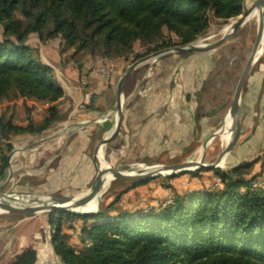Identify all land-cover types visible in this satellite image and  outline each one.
<instances>
[{"label":"trees","instance_id":"16d2710c","mask_svg":"<svg viewBox=\"0 0 264 264\" xmlns=\"http://www.w3.org/2000/svg\"><path fill=\"white\" fill-rule=\"evenodd\" d=\"M243 10L244 0H0V103L23 99L48 105L42 120L33 122L27 116L24 125L15 124L14 106L0 112V178L12 138L42 135L61 120L58 105L63 91L50 69L25 46L30 36L40 42L59 39L79 71L87 58L129 51L136 42L154 44L146 53L187 45L212 20L226 22ZM164 32L177 40L155 44ZM197 54L165 56L174 59L153 74L175 70L172 66L178 61L184 63ZM153 78L144 88L157 81ZM237 79L211 90L217 94L221 114ZM186 89L183 94L189 93ZM23 108L26 113L31 110ZM186 111L192 120L190 108ZM256 164L260 170L253 172ZM235 166L224 171L201 169L214 173L217 189L178 193L168 187L171 201L147 212L119 210L113 203L92 215L52 212L47 215L52 232L48 246L60 264H264V155ZM70 221L78 226L76 244L67 233L74 230ZM36 260L35 250L25 248L10 264Z\"/></svg>","mask_w":264,"mask_h":264},{"label":"rangeland","instance_id":"374dc122","mask_svg":"<svg viewBox=\"0 0 264 264\" xmlns=\"http://www.w3.org/2000/svg\"><path fill=\"white\" fill-rule=\"evenodd\" d=\"M255 1L256 0H244V10L239 16L233 19L226 22L212 20L209 27L192 42L202 40L200 45L214 43L220 39L224 33L229 32L230 26L237 21L246 9L250 8ZM256 36L257 27L254 23H252L251 18L223 44L215 48L216 50L213 49L208 53L203 52L197 54L196 56H193V59L185 61L184 63L178 61V65L172 66L175 70L168 68L167 70L170 71H164L162 74H153V71H150L152 70L153 65L163 57L175 54L171 53L157 59L144 61V63H141L135 67L134 70L129 72L123 80L121 86L122 106L130 91L134 89L137 82H139L146 73H149L147 81L154 75L155 78L153 79L157 81L142 91L140 97L134 105V108L128 113L122 123L123 129L127 130L130 127L131 119L133 117L143 116L142 121L132 132L129 140L130 151H128L123 166L119 165V160L122 154L118 162H115V158L113 159L111 155L109 156L110 159H104L108 164H110L109 166L112 169H118L124 171L125 173L136 171L137 174L140 172V170L137 171V168H139L138 166L140 165L167 167L187 162L194 163L196 161H199V164L202 165H212L219 157L220 153L227 150L230 145V139L227 143L219 134L217 135V133L223 125L226 114H228L236 85L249 58ZM167 39L177 40L173 35H169L164 32L162 40H157L155 44H160L162 41H166ZM33 46H35V44ZM153 46L154 44L146 45L144 43L136 42L129 51H121L119 54L109 55L105 58L106 64L104 66L96 61L102 58H98L97 56L92 59L87 58L89 62L88 70L86 72L92 71L94 74L106 77L109 74H112L115 70V62L123 59L126 62L125 64L119 63L121 64V68L120 66L118 67L119 70L117 72V76L114 78L115 82L118 76L120 75L121 77V75L124 74L128 67L132 64L137 65V62L142 59H145L153 54L167 51L162 50L158 52L146 53L147 49L152 48ZM260 48L262 50L261 55L250 67L240 96L238 107V125L240 135L236 139L230 153L223 157V159L218 163L219 166L215 169L224 171L226 168L233 165L251 163L256 160L257 157L264 155V24L263 38ZM62 49L63 48L60 47V51L64 54L63 56H65L64 58H68V55H66L67 53ZM30 52L31 56L35 60L40 61L37 49L32 47ZM204 53L206 54L203 55ZM80 56L81 55L75 57V60L79 61ZM48 68L50 69L49 74L54 82H60L59 69L56 66L55 68ZM256 72H261L263 77L259 81V85H253L256 88L258 87V89H253L252 84H254L253 81L256 78ZM237 77L238 79L228 91L225 103L226 109L223 114H221L219 108L216 107L217 94H213L211 90H215L216 86L222 82L230 85ZM82 82L85 83V80L82 79ZM83 83L78 85L83 87ZM188 87L190 89L189 93L183 94L187 91L186 88ZM177 91H179V93H177ZM257 92H260V95L257 94ZM251 97L253 98L252 100ZM260 99H262V114L258 111L257 105ZM12 101L17 102V99ZM17 105L22 106V108L27 106H25V104L21 105L20 103ZM222 106L224 107V103ZM184 107L190 108L193 117L191 123L189 114H186V120L188 123L192 124V129L190 130L188 128V131H191L192 133V136L188 135V147L183 150L177 158L169 156L165 153H157L153 158H149L154 153L155 149L158 151L166 147V145H163L166 138L165 135H168L171 128L177 124L178 119L176 114L178 111L183 110ZM23 110L25 111V109ZM112 111L107 114L102 113L98 116L96 121H98L103 115H105L106 119L111 118L112 120ZM195 114L199 115L197 120L195 118ZM25 115L26 114L23 113L15 116V118L17 120H21L22 118H25ZM92 130H94V133L91 137L92 145L89 150L93 149V147H95L96 144L103 138V130L101 128L96 127ZM183 134L184 128L181 126L171 134V143L176 144ZM233 135L234 132L231 139ZM44 137L45 136H43V138ZM39 138L40 137H35L32 141L40 143L42 139ZM239 140L240 144H243L244 146L243 150L238 154L232 153L239 144ZM117 142L119 143V141ZM256 142L259 143V145H257ZM23 143L26 144L24 140L20 139H14L11 142L12 150L8 155L9 168L6 174L0 178V185L5 182L2 187L3 191L0 192V197L4 196L3 199L11 194L20 193L17 192L16 188L18 190H22L23 183H34L35 181L37 182L38 179L45 178L48 175H58L64 171V166H66L62 162L56 163V161H54L58 156V153H60V143L57 144L58 148L54 153H46L42 157V160L39 156V153L41 152L39 147L32 145L25 149H21L20 146ZM16 149L20 150V154L24 152L27 153L28 156L31 157L29 160L35 158L36 160L24 163L21 155L17 158L14 156V151ZM200 149L202 151L198 154ZM76 157H78L77 153ZM239 157L242 158L238 162ZM112 164L114 165L111 166ZM11 170L14 171L11 172ZM200 170L201 169L189 171L195 173L199 172L195 177L188 175L187 173L189 172L170 177H155L147 181H143L145 183L136 187L132 186L134 184L132 182L112 180L98 200V207L96 208L97 212L100 207H106L112 203L119 210L127 212H135L138 210L147 212L150 209H157L160 205L171 201L172 192L168 187H172L178 193L190 192L199 189H217L219 183L214 173L211 171ZM259 170V164H256L253 168V172H258ZM92 175L93 174L91 173L88 174L85 177V182L91 179ZM7 176H9V179L6 180ZM104 176L105 174L102 178H104ZM90 186L85 188L84 191H87ZM60 188L62 187H57V189ZM46 192L47 191L45 190L36 188L35 190H32V192L30 190V192H27L26 194H32L34 197L44 198L45 195L43 193ZM71 193L72 191H65L62 194L70 195ZM74 193L79 192L75 191ZM64 205L67 206L68 204ZM22 209L27 210V212L43 211L37 210L30 205L24 206ZM7 215L9 214L4 213L0 216ZM24 220H26L25 217L18 215V217L8 225L11 227L0 228V242L2 239H8V255H13L26 246L42 247L45 245L46 248L49 247L48 242L50 237L48 236V233L51 231V227L47 223V213L37 214L32 218H27V221L22 223ZM68 223L75 226L73 231L67 230V233L70 238H72L70 242L72 244H76L73 237H75V233L78 231V226L71 221ZM54 258L55 257L52 255L51 259L54 263H57Z\"/></svg>","mask_w":264,"mask_h":264},{"label":"crops","instance_id":"0c3cea01","mask_svg":"<svg viewBox=\"0 0 264 264\" xmlns=\"http://www.w3.org/2000/svg\"><path fill=\"white\" fill-rule=\"evenodd\" d=\"M263 24H264V18H263ZM34 44L35 46H33ZM25 46H27L30 50L32 49V47L37 49L42 64L50 68H55L56 66L59 69L60 82L56 81V84L63 91V97L58 105L61 114V120L58 121L56 124H54L50 129H48L42 135L18 136L12 138V140L14 139L24 140L26 144L25 143L21 144L20 146L21 149L22 148L25 149L32 145L39 147L41 149V152L39 153L41 160L46 153L48 152L54 153L58 148L57 144L60 143L61 150L54 161H56V163L62 162L66 166H64V171L58 175H48L45 178L38 179L37 182L35 181L34 183L25 182L22 184V190H18L16 186L15 188L17 192H20L18 194H26L27 192H30V190L32 192V190L39 188L47 191L46 193H43L44 195L53 193L60 196H70L75 191L80 192L84 189V187L90 186L91 184L90 181L92 178L85 182V177L88 174L90 173L93 174L92 175L93 177L97 173L98 169L103 170V167L98 159L99 157L98 147L100 145L99 144L100 141L96 144L95 147H93V149L89 150L90 146L92 145L91 137L94 133V130L92 129H95L96 127L101 128L103 130V138L105 137L106 132L108 133L112 121L111 118L106 119L105 115H103L98 121L96 120L98 116H100L102 113L107 114L113 110L116 99V87L121 77L119 75L115 82H114V78L117 76V72L119 70L118 67L120 66L121 68V64H125L126 61L123 59L117 60L114 65L115 70L112 72V74H109L108 76L104 77L101 75L94 74L92 71L86 72L88 70V62H89L87 59H86L87 61L83 63L81 69L78 71L69 58H64L65 57L63 56L64 54L60 51V47L62 48V46H61V41L59 39L40 42V40L37 37L30 36L26 41ZM65 52L67 53L66 55H69L70 53L69 51H65ZM167 58L169 57L159 60V62H157L150 71H153L154 69L161 67L174 59V58H170L169 60H166ZM163 60L166 61L164 63H161V61ZM255 77L256 78L254 79L253 81L254 84H252V86L259 85V81L262 79L263 76L261 72L260 73L256 72ZM82 79L85 80V83L82 82ZM82 83H83V87L78 85ZM153 83L155 82H152V84ZM145 84L138 93V95L136 96V99L133 101L131 107L126 111L124 116L121 118L120 137L126 146L127 152L130 151L129 140L131 138L132 132L135 129V127H137L138 124L142 121L143 116L141 115L139 117L137 116L133 117L131 119L130 127L127 130L123 129L122 123L125 120L128 113L134 108L135 103L140 97L142 91L145 89L144 88ZM252 88L258 89V87L256 88L254 86ZM137 90H138V82L135 85L134 89H132V91H130V93L128 94L123 106L129 100L130 96L135 94ZM177 93H179V91H177ZM88 94L91 95L90 99L86 98ZM257 94L260 95V92H257ZM252 99L253 98L251 97V100ZM18 103H20L21 105L25 104L27 105L28 108L32 110L26 113V111L23 110L24 108H22V106L17 105ZM257 105H258V111L262 114V99L258 101ZM13 106H14L15 116L21 115L23 113L26 114L25 118L24 119L22 118L23 120L22 119L17 120L16 118H14L15 124L18 125H24L26 123L27 116L33 122H38L42 120V118L45 116L44 111L48 107L47 104L41 105V104H35L27 100L17 99V102L11 101V102L0 103V112L7 108H12ZM186 114H187L186 107H184L183 110L178 111V113L176 114V117L178 119L177 124H175L171 128L170 133H168V135H165L166 138L164 140L163 145H166V147L158 151L157 149H155L154 153L149 158H153L157 153L160 154L165 153L169 156H173L174 158H177L179 157L181 152L186 149V146L188 144V135L192 136L191 131H188V128L190 130L192 129V124L188 123V121L186 120ZM181 126H183L184 128V134L176 144H172L171 134L176 129H179ZM233 132H234V127L229 134L230 140ZM43 136L45 137L43 138ZM35 137H40L42 139L41 142L38 143L32 141L33 138ZM256 144L259 145V143L257 142ZM243 147H244L243 144H240V140H239V144L236 146V149L234 150L235 152L233 151L232 153L238 154L240 151L243 150ZM101 150H103L102 155L104 159L106 158L110 159L109 156L111 155L113 159L115 158V162H118L122 154L121 143L120 142L118 143L111 135L108 136L107 142L102 146ZM76 153L78 157H76ZM8 155H7V164H8ZM20 155L21 157H23L24 163L36 160V158L29 160V158L31 159V157H29L27 153L24 152L20 154V150L16 149L14 151V156L19 157ZM223 157L224 155L221 157V160L223 159ZM241 158L239 157L238 162L241 160ZM98 162H99V166H98ZM113 165L114 164H112L111 166ZM8 168L9 166L7 165L4 175L6 174ZM12 171L14 170H11V172ZM8 177L9 176L6 177V180L9 179ZM4 184L0 185V192L3 191L2 187ZM58 186H61L62 188L57 189ZM65 191L66 192L72 191V193L70 195L62 194ZM10 217H11L10 214L7 216H0V228L11 227L8 225L12 221H14L17 217L14 219H10ZM25 219L26 220H24V222L22 223H25L27 221V218ZM7 240L8 239L5 238L2 239V241L0 242V264H10L14 259V257L18 255L25 248H32L33 250H35L37 257L35 264H60L56 257L54 259L57 263L53 262V260L51 259L53 253L50 250V247L46 248L45 245L42 247L26 246L20 249L18 252L14 253L13 255H8L9 244Z\"/></svg>","mask_w":264,"mask_h":264},{"label":"water","instance_id":"95a60500","mask_svg":"<svg viewBox=\"0 0 264 264\" xmlns=\"http://www.w3.org/2000/svg\"><path fill=\"white\" fill-rule=\"evenodd\" d=\"M261 7L264 8V0H258L251 10L245 11L243 13V15L230 26L229 32L224 33L226 38L228 39L232 34L236 33L241 27H243L250 20L249 17L251 16V13L253 10L261 8ZM263 17H264V14H262L260 17L261 18V21H260L261 29H263V21H262ZM201 43H202V40H200L198 42L197 41L191 42L187 45L177 47L174 49L177 51L178 54H182L188 50L195 49ZM170 58H173V57H169L166 60H169ZM166 60L161 61V63H164ZM135 67H136V64H134V65L132 64L131 66L128 67V69L125 71V73L121 76V78L117 84V87H116V93H118V92L121 93V86H122L123 80L125 79L126 75L129 72L134 70ZM148 75H149V73H146L140 79V81L138 82L137 92L130 96V98L126 102V104L123 107L116 109L113 113L111 125H110L109 131L107 133V136L111 135L116 141H119L121 143L122 156L119 160L120 166H123V164L126 160V157H127V153H128L126 146L120 137L121 118L124 116L126 111L131 107L133 101L136 99V96L138 95L140 90L143 88V86L147 80ZM231 110H232V113H234V114L236 113L235 115H236V118L238 120V111H235L234 109H231ZM238 128H239V125H238ZM101 142H102V140L100 141L99 144H101ZM246 164H248V163L237 164L235 167L244 166ZM109 168L99 170L92 177V179L90 181L91 182V190H89L88 192L84 191V189L87 187L86 186V187H84V189L81 192L74 193L71 196H60V195H56L53 193L45 194L44 198L53 201L52 204H50V206H48L47 208H45V210H43L41 212H25V213L21 214L20 211L24 206H26L32 202H35L42 197H34L33 196L30 198H27L26 200H24L20 204L16 205L15 207H12L9 210V214L11 215L10 219H14V218L18 217V215H21L25 218H32V217H34L40 213H47V215H49L52 212H56V211L57 212H67V213H71L74 215H92V214L97 213V209L91 213H76V212H73L67 208H62V205H64V204H74V205L82 204V205H85L89 201H91L92 199H95L98 203L100 196L106 190V188L102 190V187L100 186V181H101L103 175L109 170ZM213 168H217V166L200 165V164L199 165H188L187 163H183V164H174L171 166L162 167L160 169H161V171H168V174L164 177H170L173 175H177V174H181V173H185V172H189V171H194V170H199V169H213ZM158 173H159V170H157V169H146V170H141L139 173L135 174L134 176H132L130 178H126V173L124 171L119 170V173H118L115 180L137 183V182L147 181V180L155 178V177H162Z\"/></svg>","mask_w":264,"mask_h":264},{"label":"bare ground","instance_id":"6f19581e","mask_svg":"<svg viewBox=\"0 0 264 264\" xmlns=\"http://www.w3.org/2000/svg\"><path fill=\"white\" fill-rule=\"evenodd\" d=\"M257 1L258 0H256L250 8L246 9V11L251 10ZM262 14H264V8L263 7L253 10L251 13V16L249 17L250 19L252 18V23H254L257 27V36H256V40L254 42L253 48L251 50V53L249 55V58L245 64L243 72L239 78L237 85H236L228 114H226L225 121L223 122L222 127L220 128V130L217 133V135L219 134L223 138V140L228 143L229 142V134L234 127V135H233L232 139L230 140V145H229L228 149L223 151L222 153H220V156L212 164V165L217 166V167H218L219 161L221 160V157L223 155L224 156L227 155L231 151V149H232V147H233V145H234V143H235V141L238 138L239 133H240V130L238 128V120H237L236 115H235L236 113L235 114L232 113L231 109L238 111L242 88L245 84L249 69L252 66V64L261 55L262 50H261L260 46H261L262 38H263V29H261V27H260V21H261L260 17ZM226 40H227V38L224 34L220 39H218L214 43L199 45L195 49L188 50L185 53L207 52V51H210L212 49H215L216 47L221 45ZM171 53H177V51L175 49H172V50L163 51V52H160L157 54H153V55L137 62L136 67L138 65H140L141 63H144V61L151 60V59H157V58L163 57V56H165L167 54H171ZM121 106H122V97H121V93L118 92V93H116L115 106H114L112 112L114 113V111L116 109L120 108ZM234 122H235V124H234ZM107 139H108V136H107V132H106L105 137L103 138L101 144L98 147V150H99L98 159H99V162L102 165L103 169L110 167L109 164L104 160L103 155H102V150H101L102 146L107 142ZM201 151L202 150L200 149L198 151V154H200ZM187 164L188 165H199V161H196L194 163L193 162H187ZM200 165H202V164H200ZM138 167L139 168H137V171L146 170V169H157V170H159L158 174L162 177H164L168 174V171H161L160 168H162V167H159V166L140 165ZM99 170L100 169H98L97 172ZM118 173H119L118 169H112L111 167L109 168V170L105 173L104 178H102L100 181V186L102 187V190L105 189L111 183L112 180L116 179ZM135 174H136V171L135 172H133V171L128 172V173H126V178H130V177L134 176ZM89 190H91V186L86 192H88ZM32 196H33L32 194H11L4 199H3L4 196L0 197V215L4 214V213H9V210L12 207H15L16 205L20 204L21 202H23L24 200H26L27 198H30ZM52 202H53L52 200H48L46 198H41V199H39L35 202H32L28 205H30L31 207H34L37 210H45V208L50 206V204H52ZM28 205H26V206H28ZM97 207H98V203L95 199H92L91 201H89L85 205H82V204H79V205L68 204L67 206L62 205V208H67V209H69L73 212H76V213H91V212H94ZM20 212L25 213V212H27V210L21 209Z\"/></svg>","mask_w":264,"mask_h":264},{"label":"built area","instance_id":"2783aa9c","mask_svg":"<svg viewBox=\"0 0 264 264\" xmlns=\"http://www.w3.org/2000/svg\"><path fill=\"white\" fill-rule=\"evenodd\" d=\"M99 64H101V65H105L106 64V60H105V58H102V59H99V60H96ZM90 97H91V95L90 94H88L87 96H86V98L87 99H90ZM51 231L48 233V236L49 237H51Z\"/></svg>","mask_w":264,"mask_h":264}]
</instances>
